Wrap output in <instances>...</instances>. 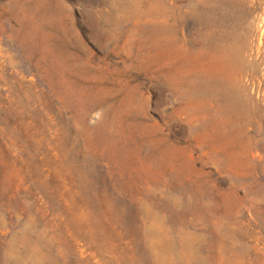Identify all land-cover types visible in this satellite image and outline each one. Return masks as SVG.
<instances>
[{
  "label": "rangeland",
  "instance_id": "rangeland-1",
  "mask_svg": "<svg viewBox=\"0 0 264 264\" xmlns=\"http://www.w3.org/2000/svg\"><path fill=\"white\" fill-rule=\"evenodd\" d=\"M159 242L264 264V0H0V264Z\"/></svg>",
  "mask_w": 264,
  "mask_h": 264
},
{
  "label": "bare ground",
  "instance_id": "bare-ground-1",
  "mask_svg": "<svg viewBox=\"0 0 264 264\" xmlns=\"http://www.w3.org/2000/svg\"><path fill=\"white\" fill-rule=\"evenodd\" d=\"M222 6V5H221ZM220 6V7H221ZM223 8H224V6H222ZM219 12V11H218ZM222 12V11H221ZM232 16H234V12H232V11H230L229 10V12L225 15V17H223V19H222V23L225 21L224 19H228V20H230V18H232ZM225 32V31H224ZM230 49H226V51H229ZM222 52V51H221ZM222 54V53H221ZM223 54H225L224 52H223ZM228 55V54H227ZM223 56V55H222ZM225 56H226V54H225ZM242 62V61H241ZM157 243V242H156ZM159 244H160V246H161V251H163V254L165 255L164 256V258L168 261V264H172V257H171V255L167 252V250L164 248V246L162 245V243H160L159 242ZM198 263V262H197ZM202 264H203V262H202ZM218 264H221V263H218Z\"/></svg>",
  "mask_w": 264,
  "mask_h": 264
}]
</instances>
